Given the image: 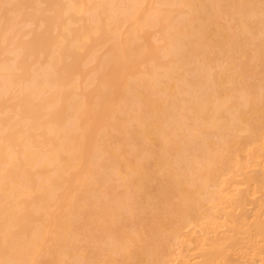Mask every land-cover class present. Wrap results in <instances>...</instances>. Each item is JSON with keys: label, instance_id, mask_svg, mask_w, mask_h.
Wrapping results in <instances>:
<instances>
[{"label": "bare ground", "instance_id": "6f19581e", "mask_svg": "<svg viewBox=\"0 0 264 264\" xmlns=\"http://www.w3.org/2000/svg\"><path fill=\"white\" fill-rule=\"evenodd\" d=\"M263 133L264 0H0V264H264Z\"/></svg>", "mask_w": 264, "mask_h": 264}, {"label": "rangeland", "instance_id": "374dc122", "mask_svg": "<svg viewBox=\"0 0 264 264\" xmlns=\"http://www.w3.org/2000/svg\"><path fill=\"white\" fill-rule=\"evenodd\" d=\"M152 31H153V34H152V37L156 34V32L154 31V28H152L151 29ZM262 140H263V142H264V133H263V135H262ZM259 142L258 141H256L254 144H253V146L252 147H255V149H254V152H255V155L257 156V158L263 163L264 162V150H262V147L261 148H259V146H257V144H258ZM247 151H248V149H243V150H241V151H239L238 153H237V159L241 162V163H247L246 162V160H247V158H248V155H247ZM235 176H237V175H235ZM256 197H259L260 196V193L259 192H256L255 194H254ZM251 199H254V198H251ZM243 203H245V205H244V207L248 210V211H251V212H253L254 210H255V206H254V209H252V202L251 201H248L247 203L244 201ZM224 204H227V203H225L224 202ZM252 209V210H251ZM209 211H211V210H209ZM238 211V208L237 209H235L234 210V212H237ZM220 213L219 212H213V215H214V217L216 218V219H218V220H221L222 219V217L219 215ZM192 228L194 229V227L192 226V225H187V226H185V227H182L181 228V230H180V236L182 237V238H185V239H187L188 241H189V247H190V249H193V247L195 246V242H196V232H194L193 230H192ZM179 247H181V246H179L178 244H176V243H174V241L173 242H171V246H170V248H169V254L167 255V259L168 260H170V259H172V258H174V257H176V255H177V253H178V251H179ZM195 251V249L194 250H192V252H194ZM264 251V250H263ZM263 256H264V254H263Z\"/></svg>", "mask_w": 264, "mask_h": 264}]
</instances>
